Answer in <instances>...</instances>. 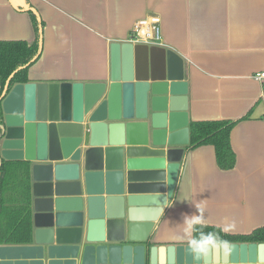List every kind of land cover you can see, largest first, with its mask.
<instances>
[{
  "label": "water",
  "instance_id": "1",
  "mask_svg": "<svg viewBox=\"0 0 264 264\" xmlns=\"http://www.w3.org/2000/svg\"><path fill=\"white\" fill-rule=\"evenodd\" d=\"M12 75L0 97V160L30 165L39 258L195 264L187 246L148 238L176 187L178 147L189 142L182 60L158 46L113 43L102 83L28 82L8 90ZM200 264H264V243H231L227 254L213 251Z\"/></svg>",
  "mask_w": 264,
  "mask_h": 264
},
{
  "label": "crops",
  "instance_id": "2",
  "mask_svg": "<svg viewBox=\"0 0 264 264\" xmlns=\"http://www.w3.org/2000/svg\"><path fill=\"white\" fill-rule=\"evenodd\" d=\"M44 23L40 54L28 69L33 83H102L110 73V46L128 42L133 25L160 19V48L182 60L186 124L233 121L234 168L221 170L213 146L186 152L170 201L148 238L155 245L187 246L167 237L179 232L182 214L195 208L177 200L186 194L203 203L209 226L227 218L246 235L264 227V0H0V41L36 40L30 12ZM34 13V12H32ZM36 15V16H37ZM30 175V220L32 192ZM28 245L2 244L0 264H47ZM61 264L71 257L59 259ZM82 255L74 261L81 264Z\"/></svg>",
  "mask_w": 264,
  "mask_h": 264
},
{
  "label": "trees",
  "instance_id": "3",
  "mask_svg": "<svg viewBox=\"0 0 264 264\" xmlns=\"http://www.w3.org/2000/svg\"><path fill=\"white\" fill-rule=\"evenodd\" d=\"M36 40L28 44L21 41H0V97L8 78L12 75L8 90L17 84L28 83V69L39 53V28L44 23L30 12ZM3 111L0 103V126ZM236 122L209 121L189 125V142L186 152L201 146H213L216 163L221 170L234 168L236 158L230 145V133ZM1 135V129H0ZM30 165L24 161L0 160V245H28L31 242L30 220ZM205 232H218L230 243H264V227L246 235H230L217 227L208 226Z\"/></svg>",
  "mask_w": 264,
  "mask_h": 264
},
{
  "label": "clouds",
  "instance_id": "4",
  "mask_svg": "<svg viewBox=\"0 0 264 264\" xmlns=\"http://www.w3.org/2000/svg\"><path fill=\"white\" fill-rule=\"evenodd\" d=\"M180 202H187L195 208L192 214H182V223L179 224L180 231L172 232L168 239L177 243H187V250L192 256L195 264H200L204 258L208 257L213 251H223L227 254L231 250V243L222 239L220 234L215 231L205 232L204 229L209 226L206 219V207L203 203H193L186 194H181L177 199ZM224 233H229L235 229V222L227 218L218 225Z\"/></svg>",
  "mask_w": 264,
  "mask_h": 264
},
{
  "label": "built area",
  "instance_id": "5",
  "mask_svg": "<svg viewBox=\"0 0 264 264\" xmlns=\"http://www.w3.org/2000/svg\"><path fill=\"white\" fill-rule=\"evenodd\" d=\"M128 42L159 47L161 43V28L158 16L150 15L137 21L130 32ZM252 78L257 82H264V72L255 73ZM262 99L264 102V93Z\"/></svg>",
  "mask_w": 264,
  "mask_h": 264
}]
</instances>
